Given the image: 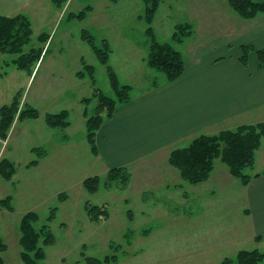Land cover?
Wrapping results in <instances>:
<instances>
[{
	"label": "rangeland",
	"instance_id": "rangeland-1",
	"mask_svg": "<svg viewBox=\"0 0 264 264\" xmlns=\"http://www.w3.org/2000/svg\"><path fill=\"white\" fill-rule=\"evenodd\" d=\"M146 7L145 0H65L60 8L51 0H26L17 11L1 13H24L32 21V40L24 52L32 46L44 47L32 73L16 67L13 58L18 55L0 52V108L21 92L20 107L29 103L40 112L36 119L16 117L8 138H0V160L7 157L16 168L12 179L0 174V199L12 195L14 208H0V235L7 244L6 250L0 251L4 264H24L19 227L29 211L39 217L36 226L49 225L55 237L45 246V264H88L89 257L103 260L106 255L118 257L101 264H221L227 255L234 258L235 251L258 247L242 230L246 218L238 206L239 187H235L241 186L240 180L223 162L216 163L207 181L195 185L179 173L176 190L144 194L147 202L126 199L136 195L120 183L107 188L103 174L99 175L102 184L97 193H88L84 187L83 180L93 173L87 166L92 153L81 144L87 137L83 110L88 106L92 111L96 99L84 102L79 97H92L95 86L107 95L115 94L109 66L121 83L137 90L162 78L147 62L149 26L156 38L172 42L185 55L189 39L176 42L172 37L177 24L189 22L199 31L198 36L213 40L224 27L212 25L211 20L235 13L229 0H162L150 23ZM81 12L83 19L76 16ZM84 29L92 33L99 47L105 48L104 42H109L108 64L98 60L83 38ZM42 33L48 34L47 43L38 40ZM194 35L189 38H196ZM84 62L95 66V85L91 76L77 74ZM64 109L70 112V125L50 127L45 115ZM50 132L54 137L50 138ZM68 137L73 138V144H64V162L61 138ZM257 151L256 165L249 171L252 174L264 170V140ZM179 191L187 196L184 203L164 197V193ZM87 203L107 204L111 216L102 222L91 221ZM260 249L264 251V245Z\"/></svg>",
	"mask_w": 264,
	"mask_h": 264
},
{
	"label": "crops",
	"instance_id": "crops-1",
	"mask_svg": "<svg viewBox=\"0 0 264 264\" xmlns=\"http://www.w3.org/2000/svg\"><path fill=\"white\" fill-rule=\"evenodd\" d=\"M25 1L0 0V14L17 11ZM211 21L212 25L224 27L221 35L206 40L195 30L197 37L189 38L184 48L186 64L182 76L167 81L163 75L156 86L151 83L138 90L133 88L132 99L119 104L114 115L99 128L97 154L88 145L87 137L82 140L81 144L92 153L87 163L89 173L99 176L113 167L129 168L132 176L125 189L136 195L126 198L132 203L147 202L144 194L156 196L160 189H177L179 171L169 163L173 149L189 144L199 134H217L240 124L264 121V64L260 65L257 57V51L264 49V13L245 21L235 11ZM248 44L255 50L245 65L240 57L243 45ZM48 135L54 137L51 132ZM61 139L62 149L65 143L73 144V138ZM61 152L65 162V149ZM236 186L238 206L246 218L242 230L250 240L258 242L260 249L264 245V173L254 176L248 184ZM164 195L169 201L186 200L185 192Z\"/></svg>",
	"mask_w": 264,
	"mask_h": 264
},
{
	"label": "trees",
	"instance_id": "trees-1",
	"mask_svg": "<svg viewBox=\"0 0 264 264\" xmlns=\"http://www.w3.org/2000/svg\"><path fill=\"white\" fill-rule=\"evenodd\" d=\"M56 7H60L65 0H51ZM162 0H145L147 3L148 22L152 23L156 10L161 5ZM229 4L233 11L245 21L258 17L264 13V0H229ZM84 12L76 15L78 18L84 17ZM148 35L150 38V52L147 57L148 64L163 73L167 81H174L182 76L185 72V55L182 50L176 49L172 42H162L156 38L154 28L149 26ZM194 26L191 23L177 24L176 30L173 32V40L182 42L194 35ZM33 36V24L30 18L24 13L16 15L0 14V52L18 55L13 58L16 67L33 72L34 66L40 61L44 47L32 46L27 52H24L25 45L29 44ZM83 38L90 43L93 52L103 64H108L110 56L109 42H104L105 48L99 47L94 36L88 29H84ZM49 37L47 33L39 35L40 43H47ZM255 47L252 45H243L242 62L247 65L249 55ZM260 65L264 64V49L257 51ZM83 70L77 74L80 76H91L93 85L96 84L97 76H95V66L83 63ZM111 78L112 87L115 94L107 95L101 88L95 86V92L92 97H84L82 100L86 102L90 98L96 99L97 105L92 111L88 106L84 110L86 116V135L91 150L94 154L98 153L96 144L97 132L104 123V120L114 115L115 108L124 102H129L132 98L134 86L128 83H121L111 66L108 68ZM157 79L152 85L156 86ZM21 92H18L11 103H6L0 108V138L7 139L9 130L12 127L16 117L20 120L36 119L40 116L37 108L29 103L21 106ZM98 99V100H97ZM93 112V113H91ZM70 112L67 109L56 113H47L46 121L50 127H67ZM264 140V121L251 124H240L236 129H223L217 134H199L190 141L188 145L175 148L171 151L169 163L175 166L181 177L187 182L195 185L210 178V174L216 167L218 161L223 162L229 168L232 175L239 178L242 184H248L254 176H259L263 172H253L256 165L257 150L262 146ZM36 162L29 163V166L36 165ZM16 173L14 161L7 157L0 160V174L5 179H12ZM106 187L112 188L113 182L120 183L125 188L131 181V171L127 167H113L105 175ZM83 184L88 193H97L100 190L102 181L98 175H92L83 180ZM0 208H6L12 211V195H8L0 199ZM86 210L91 221L102 222L104 218H109L110 212L107 204L93 205L86 204ZM39 217L36 212L29 211L20 220V238L21 258L24 264H45L46 250L45 246L55 241L54 234L49 225L37 227L36 224ZM7 248L6 242L0 235V251ZM118 255H106L103 260L93 256L89 257L88 264L101 262L116 261ZM264 262V251L256 247V249L240 250L235 257H226L221 264H260ZM0 264H4L0 256Z\"/></svg>",
	"mask_w": 264,
	"mask_h": 264
}]
</instances>
